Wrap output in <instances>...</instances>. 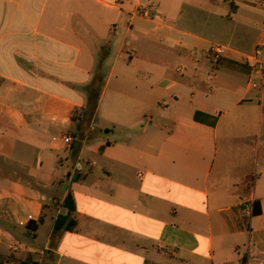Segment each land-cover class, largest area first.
Instances as JSON below:
<instances>
[{"label": "crops", "instance_id": "crops-1", "mask_svg": "<svg viewBox=\"0 0 264 264\" xmlns=\"http://www.w3.org/2000/svg\"><path fill=\"white\" fill-rule=\"evenodd\" d=\"M263 36L264 0H0V264H264Z\"/></svg>", "mask_w": 264, "mask_h": 264}, {"label": "trees", "instance_id": "trees-1", "mask_svg": "<svg viewBox=\"0 0 264 264\" xmlns=\"http://www.w3.org/2000/svg\"><path fill=\"white\" fill-rule=\"evenodd\" d=\"M103 80L102 78H96L92 85L86 90L89 98L88 107L85 110L84 117L90 114V118H93L95 115V111L97 109L101 93L103 90ZM202 114L197 113L195 115V120L198 122H202ZM216 121H214L211 125H215ZM64 207L68 210V214L66 216H59L55 222L54 234H59L67 231H73L77 227V221L74 219L73 215L76 212V204L72 194H69L64 202ZM260 211L257 210V213ZM34 229V228H33ZM21 264H39L34 262L33 260H28Z\"/></svg>", "mask_w": 264, "mask_h": 264}, {"label": "built area", "instance_id": "built-area-1", "mask_svg": "<svg viewBox=\"0 0 264 264\" xmlns=\"http://www.w3.org/2000/svg\"><path fill=\"white\" fill-rule=\"evenodd\" d=\"M151 8L146 5L139 6L134 14L139 17L143 18H150L151 17ZM264 39V36H263ZM229 49L225 46H214L209 51V58L214 64H219V62L227 56ZM253 60L256 61L257 66L262 68L263 70V82H256L255 80L251 81V87L254 89H263L264 88V41L262 44L258 46L256 51L253 54ZM65 142L67 144H71L73 140L70 137L65 138ZM14 251H17L16 247H13Z\"/></svg>", "mask_w": 264, "mask_h": 264}, {"label": "rangeland", "instance_id": "rangeland-1", "mask_svg": "<svg viewBox=\"0 0 264 264\" xmlns=\"http://www.w3.org/2000/svg\"><path fill=\"white\" fill-rule=\"evenodd\" d=\"M78 116H79V114H75V118L76 119L78 118ZM87 117L89 118L90 117V114ZM95 129H96L95 135H97V136H104V134H105V132H104V129H105L104 126H102V125L98 126V124H97V125H95ZM48 231H49V226L48 227H43L41 233L38 234V237L35 238V239H33V240H31V242H29V243L31 245H35V246L38 243L39 244L45 243V241L48 238V236H47V232ZM40 258H41V256H39V255H35L34 256V259H37L38 261L40 260Z\"/></svg>", "mask_w": 264, "mask_h": 264}]
</instances>
